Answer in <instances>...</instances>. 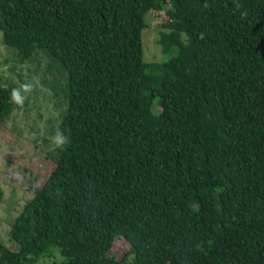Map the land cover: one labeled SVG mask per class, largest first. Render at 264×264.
Returning a JSON list of instances; mask_svg holds the SVG:
<instances>
[{"label": "trees", "instance_id": "trees-1", "mask_svg": "<svg viewBox=\"0 0 264 264\" xmlns=\"http://www.w3.org/2000/svg\"><path fill=\"white\" fill-rule=\"evenodd\" d=\"M162 10L165 56L143 61ZM0 34L63 74L40 81L68 140L0 264H264V0H0Z\"/></svg>", "mask_w": 264, "mask_h": 264}, {"label": "rangeland", "instance_id": "rangeland-1", "mask_svg": "<svg viewBox=\"0 0 264 264\" xmlns=\"http://www.w3.org/2000/svg\"><path fill=\"white\" fill-rule=\"evenodd\" d=\"M143 20L142 60H161L165 55L154 39L159 31H165L163 24L167 14L164 10L145 12ZM48 63L49 58L41 51L26 59L17 58L14 50L2 42L0 34V83L11 82L15 88L22 84L33 85L23 106L14 104L8 117L0 122V241L12 249L15 246L6 237L11 220L54 166L53 160L45 154L54 146L49 124L57 123L62 106L55 107L53 90L40 79L51 82L58 77L57 82L62 83L63 74L59 75L53 66L50 69ZM208 192V187L203 188L200 196L204 198ZM126 248L125 240L114 239L109 254L120 257ZM36 264H48V260L42 258Z\"/></svg>", "mask_w": 264, "mask_h": 264}, {"label": "clouds", "instance_id": "clouds-1", "mask_svg": "<svg viewBox=\"0 0 264 264\" xmlns=\"http://www.w3.org/2000/svg\"><path fill=\"white\" fill-rule=\"evenodd\" d=\"M32 88V84H22L19 88H13L9 97L10 102L18 106H23L24 100L26 99L27 94L32 91ZM52 141L57 147H62L68 142L67 137L59 129L52 137Z\"/></svg>", "mask_w": 264, "mask_h": 264}]
</instances>
